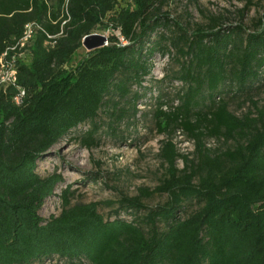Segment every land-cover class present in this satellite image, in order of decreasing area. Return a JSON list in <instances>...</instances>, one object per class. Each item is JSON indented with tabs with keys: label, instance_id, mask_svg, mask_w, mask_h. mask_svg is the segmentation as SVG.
Masks as SVG:
<instances>
[{
	"label": "trees",
	"instance_id": "obj_1",
	"mask_svg": "<svg viewBox=\"0 0 264 264\" xmlns=\"http://www.w3.org/2000/svg\"><path fill=\"white\" fill-rule=\"evenodd\" d=\"M166 1L0 0V57L26 25L38 26L15 62V84L0 89V264H264V106L241 117L229 110L234 99L254 104L264 87V10L254 31L212 16L190 32L162 12ZM98 29L119 36L78 57ZM171 50L178 103L165 111L159 96L154 126L185 132L193 158L163 142L167 175L153 190L102 203L113 210L104 217L100 202L70 205L66 186L60 213L43 219L63 178L40 176L38 162L81 125L90 126L81 144L96 146L100 114L129 117L120 104L135 109L152 56ZM206 138L231 145L211 150ZM155 195L165 201L147 207Z\"/></svg>",
	"mask_w": 264,
	"mask_h": 264
},
{
	"label": "rangeland",
	"instance_id": "obj_2",
	"mask_svg": "<svg viewBox=\"0 0 264 264\" xmlns=\"http://www.w3.org/2000/svg\"><path fill=\"white\" fill-rule=\"evenodd\" d=\"M167 0L162 12L192 32L200 25H206L212 16H221L222 23L227 25L242 22L243 26L254 31L256 19L264 10V0ZM243 19L240 20V12ZM93 34L103 35L106 38L112 35L119 36L117 30H96ZM85 49L78 51V57L84 55ZM152 69L139 90L142 98L132 110L129 105L120 104L130 113L120 122L112 123L108 113H101L98 119L100 129L95 134L97 145L87 148L81 144L89 125H81L71 131L51 148L37 166V173L46 176L56 173L62 176L63 183L59 184L54 195L48 198L39 211V215L47 220L50 216H57L61 209L60 192L70 186L72 195L70 205L90 202L115 201L121 195L134 197L139 189L153 190L167 175V164L161 157L162 143L169 141L180 156L192 159L194 147L189 136L181 130L169 135L159 134L154 126L153 113L156 109V100L159 96L165 102L163 110L177 105L175 94L180 84L172 77L178 69L174 61V51L161 56L156 53L152 56ZM250 101L234 99L229 101V110L238 117L246 112L255 114V106H264V87L252 93ZM254 116V115H253ZM112 123V127H109ZM114 128L115 133L111 132ZM206 148L211 150H225L231 143L222 140L206 138ZM177 170L183 168L181 159L175 161ZM165 201V196L155 195L144 199L147 207H154ZM99 212L108 217L112 208L102 204ZM122 218L129 219L122 213ZM45 264H66L63 261L53 260Z\"/></svg>",
	"mask_w": 264,
	"mask_h": 264
},
{
	"label": "built area",
	"instance_id": "obj_3",
	"mask_svg": "<svg viewBox=\"0 0 264 264\" xmlns=\"http://www.w3.org/2000/svg\"><path fill=\"white\" fill-rule=\"evenodd\" d=\"M38 26L34 23L25 26L23 36L15 44V46L6 50L0 57V89L4 90L7 86L14 85L16 81V68L15 62L22 55V49L26 46L29 39L32 37L33 32ZM121 40V38H120ZM9 51L13 52L9 56ZM23 95V91L15 97V102L19 103L20 96Z\"/></svg>",
	"mask_w": 264,
	"mask_h": 264
},
{
	"label": "water",
	"instance_id": "obj_4",
	"mask_svg": "<svg viewBox=\"0 0 264 264\" xmlns=\"http://www.w3.org/2000/svg\"><path fill=\"white\" fill-rule=\"evenodd\" d=\"M107 45V38L99 34H91L83 38L82 46L86 51L102 48Z\"/></svg>",
	"mask_w": 264,
	"mask_h": 264
}]
</instances>
